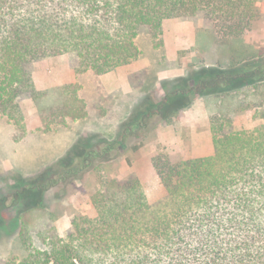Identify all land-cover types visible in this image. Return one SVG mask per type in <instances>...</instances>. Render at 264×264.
<instances>
[{"label": "trees", "instance_id": "obj_1", "mask_svg": "<svg viewBox=\"0 0 264 264\" xmlns=\"http://www.w3.org/2000/svg\"><path fill=\"white\" fill-rule=\"evenodd\" d=\"M261 0H0V117L26 135L21 98L38 103L32 65L74 54L81 73L96 76L142 55L137 37L150 29L160 42L172 17H202L221 44L264 28ZM147 93L116 134L81 137L40 176L7 186L2 214L29 193H45L102 174L132 144L143 143L160 124L172 123L201 98L230 105L211 118L214 153L201 159L153 158L165 190L154 204L136 175H100L91 196L94 217H76L62 235L53 225L37 234L20 230L25 251L5 264H264V123L233 130L230 114L264 107V48L243 45L226 66L195 67ZM253 97L261 98L259 103ZM230 113V114H229ZM264 118V117H263Z\"/></svg>", "mask_w": 264, "mask_h": 264}, {"label": "rangeland", "instance_id": "obj_2", "mask_svg": "<svg viewBox=\"0 0 264 264\" xmlns=\"http://www.w3.org/2000/svg\"><path fill=\"white\" fill-rule=\"evenodd\" d=\"M260 8L264 9V0H261ZM253 38V32H251L242 39H233L226 45L221 44L212 23L202 17L179 16L165 20L160 42L154 41L149 28H142L137 37V45L142 52L141 57L128 65L113 70L104 78V94L101 99L98 98L96 104L104 112L103 126H106L111 117L120 118L121 121L125 119L136 103L147 93L157 90L161 95L163 93L162 85L165 81L185 75L195 67L223 65V59L231 60L232 53L243 45H249L247 43ZM250 47L251 51H256V48ZM55 66L71 67L75 73L82 77L80 78L82 84L78 85L80 93L77 99L74 98L71 101L67 98L58 99L56 98L59 95L57 91H52L48 96L40 98V103H43L41 114L45 117L47 124L51 120L64 116V113L66 116L76 113L82 115L88 104L95 103V94L93 93L98 80L87 75V72H80L79 60L74 54L49 56L37 60L32 65L33 76L38 69L41 70L40 76H45L48 79V68ZM117 81L119 89L115 85ZM32 100L34 99L29 95L20 100L24 117L30 118L33 110ZM252 100L259 103L261 98L253 97ZM224 109L227 111L230 109V105L223 106L213 98L197 100L178 119L167 123L179 128L175 136L165 133L158 138L156 130L144 140L143 144L150 147L146 154L149 155L151 152L152 161L159 154H167L173 159L185 160L211 156L214 151L203 153L201 150L206 148L209 131L212 136L211 118ZM230 115L233 119L232 129L237 131L252 130L264 123V107ZM47 124L44 131L49 128ZM163 124L165 122L160 125ZM12 134L19 135L21 131L6 117H0V196L7 191V186L14 182H24L31 177L40 176L49 166L58 162L69 152L60 157L54 151H50L49 147L47 149L42 142L38 143L41 144L38 146L32 143L28 145L14 144L15 139L11 137ZM157 143L158 146H156ZM136 145L139 144H132L126 149L118 159L120 163L123 162L126 152ZM196 150H200V153ZM56 156L59 158L54 159ZM119 162L113 164V167L111 166L112 172H118ZM140 163L142 164V161ZM100 175L108 179H117L111 176L105 165L102 174L88 173L82 179L68 183L66 186L55 187L45 193L26 194L17 204L15 203L5 211L0 219V264H5L13 257L24 256L25 251L20 238V230L24 223H26L35 244L38 245L40 243L37 234L46 226L53 225L60 234L67 235L76 217H94L96 210L92 204L91 196L97 190ZM146 176L147 179L144 183L138 179L147 200L150 204H154L164 197L165 190L156 171L149 174L146 171Z\"/></svg>", "mask_w": 264, "mask_h": 264}, {"label": "crops", "instance_id": "obj_3", "mask_svg": "<svg viewBox=\"0 0 264 264\" xmlns=\"http://www.w3.org/2000/svg\"><path fill=\"white\" fill-rule=\"evenodd\" d=\"M261 10L264 14V9L262 8ZM253 37L254 38L252 39V41L248 42L247 44L256 48V50L264 48V28L253 31ZM229 62L230 60L228 59H223L222 61L223 65H228ZM40 73L41 70L37 69L33 76L35 88L38 92L51 93L52 91H57L59 92V95L57 94L58 96L56 98H67L70 99V101L74 98L77 99L79 97L80 88H78V85L82 84L80 82V78L82 77L75 73L71 69V67H49L48 79H46L45 76H40ZM50 74H52V76H50ZM86 74L89 76H93L94 78H96V80H98V84L96 83L93 93L95 94V103L93 105L91 103L88 104L82 115L81 113H76L70 116H66L64 113V116H61L59 119L51 120L50 123L47 124L45 117H43V115L41 114V106L43 105V103H40V101L37 103L32 100L31 106L33 110L31 111V114L29 116L31 119L25 116L27 134L19 142H16L14 140V144L28 145L29 143H32L33 145L38 146L41 145L38 143L42 142L47 149L49 147L50 151H54L61 157L73 147L75 142L80 137L88 136L91 134H116L119 130L120 123L125 119L121 121L120 118L114 119V117H111V119L107 121L106 126H103L104 112H102V109L97 107L96 105L98 103V98L101 99L103 97L105 88L104 78H106L110 74V72L101 76H96L91 72H87ZM115 85L117 89L120 88L118 81ZM128 94H130V92H128ZM57 112L58 111H56V113ZM46 124L49 128L44 131V127ZM177 130H179L178 127H174L170 124L165 123L163 125H160V127L157 129V135L158 138L165 133L173 134L175 136ZM14 135L15 134L11 135L13 139ZM188 144L191 145V143ZM158 145L159 144L157 143L156 146ZM149 148V145H145L143 143L134 146L133 149L126 152L127 154H125L123 162L120 163L119 160H116L107 163V171L111 174L112 177L117 178L118 180H122L130 175H136L141 180V182L144 183V181L147 179L146 171L147 174L155 171L152 164L151 152L149 155L146 154V152L148 151L147 149ZM213 149V138L209 131V140L207 141L206 148L201 151L203 153H212L214 151ZM196 152L200 153V150H196ZM59 156H56L54 159L59 158ZM141 161L142 164L140 163ZM118 162L120 165L118 172H112L111 166L113 167V164ZM104 172L106 173V170Z\"/></svg>", "mask_w": 264, "mask_h": 264}]
</instances>
